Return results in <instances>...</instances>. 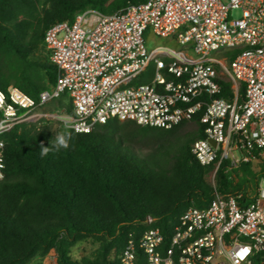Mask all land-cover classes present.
I'll use <instances>...</instances> for the list:
<instances>
[{"label":"built area","instance_id":"1","mask_svg":"<svg viewBox=\"0 0 264 264\" xmlns=\"http://www.w3.org/2000/svg\"><path fill=\"white\" fill-rule=\"evenodd\" d=\"M149 33L180 48L150 50ZM44 43L57 82L38 99L0 90V137L42 119L65 127L62 116L71 117L68 129L90 133L112 119L169 130L202 113L204 137L191 151L210 169L212 202L189 208L168 243L155 228L138 246L130 241L121 264H264V173L257 187L234 193L218 180L223 170L236 184L243 165H264V0H147L109 16L88 9L52 25ZM152 63V82L135 84ZM221 81L232 83V100ZM63 96L72 113L47 112ZM5 150L0 139V183Z\"/></svg>","mask_w":264,"mask_h":264},{"label":"trees","instance_id":"2","mask_svg":"<svg viewBox=\"0 0 264 264\" xmlns=\"http://www.w3.org/2000/svg\"><path fill=\"white\" fill-rule=\"evenodd\" d=\"M146 1L0 0V90L14 86L38 99L56 84L58 69L44 43L52 25L72 22L88 9L109 16ZM154 75L152 63L135 84H150ZM221 84L223 96L232 100V83ZM66 100L61 97L59 105ZM244 100L241 87L239 101ZM67 110L72 113L70 102ZM201 114L192 120L199 126L196 136L179 132L188 121L165 130L117 119L90 133L61 123L56 133L26 124L1 136L6 169L0 183V264H27L51 252L57 264H121L129 242L138 246L150 228L159 229L168 243L189 208H206L214 198L210 169L191 151L204 137ZM60 132L70 133L69 148L41 157V145L51 147ZM136 144L155 147L145 154ZM236 173L239 180L232 184L219 171L222 192L257 187L264 165L257 170L243 165ZM84 240L97 246L94 258L75 261L71 249Z\"/></svg>","mask_w":264,"mask_h":264},{"label":"rangeland","instance_id":"3","mask_svg":"<svg viewBox=\"0 0 264 264\" xmlns=\"http://www.w3.org/2000/svg\"><path fill=\"white\" fill-rule=\"evenodd\" d=\"M148 46L149 49L152 50L157 46H163V47H168L172 49H179L180 47L172 40V38H159L152 33H149L148 37ZM45 56H47V52H43ZM68 106V102L63 101V105H59V102H53L47 107V112L48 111H53L55 108L57 109L58 107ZM45 110V111H46ZM59 122L52 120L48 121L47 119H42L38 124V128H46L49 131L56 133L57 129L59 127ZM198 124L194 121H188L186 122L179 132L184 135H191V136H196L198 133ZM136 149L140 152H143L145 154L149 153L152 151V149L155 147L154 144H136ZM97 249V246L94 245L90 240H84L79 243H77L72 249H71V254L70 257L75 260V261H80L83 260L84 258H90L93 259L95 255V251ZM27 264H57V255L54 252H51L47 255H39L36 256L31 262Z\"/></svg>","mask_w":264,"mask_h":264},{"label":"clouds","instance_id":"4","mask_svg":"<svg viewBox=\"0 0 264 264\" xmlns=\"http://www.w3.org/2000/svg\"><path fill=\"white\" fill-rule=\"evenodd\" d=\"M65 122V127H70L71 117H61ZM71 135L68 132L57 133L56 136L52 139L51 147H44L41 145L40 155L41 157L47 156L50 151L53 149L59 152L61 149H68L70 146Z\"/></svg>","mask_w":264,"mask_h":264},{"label":"water","instance_id":"5","mask_svg":"<svg viewBox=\"0 0 264 264\" xmlns=\"http://www.w3.org/2000/svg\"><path fill=\"white\" fill-rule=\"evenodd\" d=\"M212 143L215 145V143L212 141Z\"/></svg>","mask_w":264,"mask_h":264}]
</instances>
